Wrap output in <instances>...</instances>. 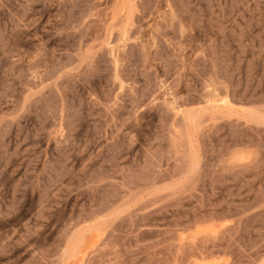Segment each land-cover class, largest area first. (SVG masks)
Returning <instances> with one entry per match:
<instances>
[{
	"label": "rangeland",
	"instance_id": "1",
	"mask_svg": "<svg viewBox=\"0 0 264 264\" xmlns=\"http://www.w3.org/2000/svg\"><path fill=\"white\" fill-rule=\"evenodd\" d=\"M0 264H264V0H0Z\"/></svg>",
	"mask_w": 264,
	"mask_h": 264
}]
</instances>
